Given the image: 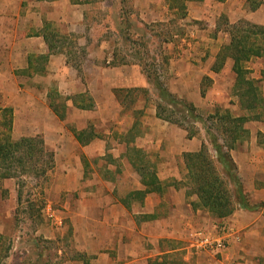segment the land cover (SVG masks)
Returning a JSON list of instances; mask_svg holds the SVG:
<instances>
[{"label": "crops", "instance_id": "1", "mask_svg": "<svg viewBox=\"0 0 264 264\" xmlns=\"http://www.w3.org/2000/svg\"><path fill=\"white\" fill-rule=\"evenodd\" d=\"M224 1L222 5L228 9H225L226 12L222 15H226L229 21L228 36H225L226 45L232 39L230 31L235 26L243 24L264 28V0ZM85 5L90 4L74 3L72 0H0V97L7 100L3 109L11 108L15 115L17 110L15 108L21 106L19 98L22 95L23 108L30 116H35L39 111L38 103L47 104L49 90L55 87L75 96L70 99L75 108L82 110L81 107L86 106L87 110H93L90 107L95 106L96 97L101 96L100 91L92 92L91 88L103 85L105 91L103 94L107 99L103 98L104 100H101L103 102L98 99L96 102L100 108L104 107V112L102 115L99 113L96 115L108 124L120 126L115 130L104 131V136L93 134L88 139L83 136L84 144L78 140L77 134H84L85 130H73L69 136L64 134L63 129L55 131V149L58 147L57 143H60L61 152L87 149L91 153L101 150L100 156L105 155L103 152L114 153L116 159L122 158L123 165L116 167L113 166L114 163H105L95 171L91 178L93 187L89 189L86 197L83 195L77 201L79 203L77 209L66 208L73 221L77 245L75 254L61 264H150L152 260L174 253H179L187 264H257L263 261V105L260 104L254 110L242 106L236 91L237 75L233 60L227 59L216 71L215 68L206 71L214 81L208 94L204 90V75L196 76L197 72L193 70L191 64L183 69L181 66L174 69V78L168 85L162 80L172 94L176 97H185L189 100L186 102L193 104L197 111L202 109V98L206 97L207 101L211 100L213 104L224 106L225 113H229L233 119L247 118L240 130L243 137L236 141L231 155L238 167V175L250 206H262L255 210H247L237 204L234 214L223 221L232 232L229 248L224 252L211 253L195 247V235L198 231H203L216 238L222 234L219 230L221 222L214 218L210 221L203 216L208 212L195 209L193 204L198 202V197L188 196V187L183 185L187 175L184 153L197 152L203 143H207L202 138L197 139L198 135H201V130L196 136L189 137L188 131L158 118L156 101L147 119L154 125L162 122L174 128L166 132L151 129L152 134L145 137L147 144H144L141 136H132L138 126L136 118L132 115L121 118L118 112L112 111L123 109L118 90L125 92L124 88H132V91H144L145 71L140 63L138 66L121 63L103 67L89 60L93 57L94 51L87 49L85 64L76 66L72 62L76 55L73 49L62 52L57 49L58 40L65 42L75 38L77 47L83 44L84 38L75 34L77 39L72 33L85 29L86 16L83 12ZM61 24L66 25L69 33L57 40L58 32H54V44L57 48H54L53 52L47 42V26ZM262 48L264 50L263 46ZM222 49L223 47L217 53L215 65ZM35 57H39V60L36 61ZM42 57L47 59L41 60ZM246 63L245 69L249 72L250 68H247ZM228 74H232L231 81L227 77ZM16 88L19 92L12 97L11 90ZM233 90L239 98L237 102L240 103L239 108L234 107L235 103L231 102L233 98L230 95ZM79 96L92 99L93 105H84L83 99ZM234 108L240 110V114H233L231 111ZM45 110L54 116L52 122L59 118L54 107L49 105ZM50 118L45 117L41 123L47 124ZM209 118L215 119L216 122L221 120L218 115ZM35 119L31 118L30 121ZM198 124L203 126L206 133L207 130H211L205 125V121ZM156 131L160 134L158 135ZM167 141L170 144H167ZM135 150L145 155L146 152H167L173 155L161 165H155L149 159L146 161L149 170L155 173L158 189L150 185L152 175L143 179L133 166L129 153ZM123 158L127 160L124 161ZM116 163H119V160ZM69 183L71 187H67L66 191H77L78 184ZM60 222L62 225V220Z\"/></svg>", "mask_w": 264, "mask_h": 264}, {"label": "rangeland", "instance_id": "2", "mask_svg": "<svg viewBox=\"0 0 264 264\" xmlns=\"http://www.w3.org/2000/svg\"><path fill=\"white\" fill-rule=\"evenodd\" d=\"M92 2L90 5H85L83 9L86 16L85 29L82 32L72 33L74 37L84 38L81 46L77 47L75 38L68 39L64 44L58 40L64 37V34L69 33L66 25L48 26L49 30L58 32V48H56L58 50L73 49L76 55L72 62L76 66L85 64L88 50L94 51L93 57L89 60L103 67L121 63L134 66L142 62L146 68L144 73L139 67L144 74V91L124 88L125 92L123 91L120 96L123 109L119 111L112 109V112H118L121 118L127 115L135 117L138 126L132 136H141L144 142L147 140L146 135L152 134L151 129L166 132L174 128L162 122L154 125L147 119L158 101L157 90L147 75L150 72L156 74L168 85L169 81L174 78V69L178 66L183 69L191 64L194 67L193 70L197 72L196 76L204 75V90L208 94L214 81L206 74V71L219 66L215 65L217 53L227 44L225 36H228L229 21L226 15H222L226 12L225 9H228L222 5L225 1L189 2L187 3V17L184 19H178L173 12L167 9L169 0H92ZM240 27L248 28L243 24ZM258 39V43L264 47V36L261 34ZM246 66L250 68L247 78L256 82L259 88L264 112V57L253 58L246 63ZM231 76L232 74L227 75L230 81ZM102 86L91 88L92 92L100 91L101 97H96V101L107 99L103 94L105 91ZM11 92L12 97H15L19 90L16 88ZM66 92L64 89L55 87L50 89L47 104L39 102V106L37 105L39 111L35 116H30L23 108L22 95L19 98L21 106L15 108L17 110L13 115L12 139L19 141L22 138L36 136L42 138L46 148L54 153L56 163L48 177L31 172L25 173L24 167L17 164L15 177L0 179V264H61L70 259L76 250L77 242L74 236L73 221L67 214L66 208L77 209L79 206L77 201L83 195L86 197L89 189L93 187L91 178L95 171L103 167L105 163H114L113 166L116 167L123 166L122 158L116 159L114 153L103 152L105 155L100 156L101 150L91 153L87 149L61 152L60 143H57L58 147L55 149L54 138L57 130L63 129L67 136L73 130H85L84 136L88 139L93 134L104 136V131L120 127L118 124H108L99 119V115L96 114L102 115L104 107L100 108L97 105L98 102L95 101V106H91L93 105L92 99L79 96L83 99L84 105L88 104L91 106L90 109H93L87 110L85 106L80 110L72 105L70 99L73 95H68ZM230 96L233 98L231 102L235 103L234 107L239 108L240 103H237L239 98L236 97L234 90ZM179 98L187 100L185 97ZM202 99V109L200 108L198 112L206 118L205 125L224 143V140L228 139L224 133V128L228 126L227 123L221 120L216 122L215 119L209 117L225 115L226 108L213 104L211 100L207 101L206 97ZM6 103L7 100L0 97L1 109ZM51 104H54V109L59 116L55 122H52L54 116L45 110L47 106H52ZM231 112L240 114V110L236 108ZM47 116L51 117L50 122L41 123V120ZM31 118L36 119L31 122ZM196 127L199 131L201 130V135H198L197 139L202 138L209 145V137L203 126L198 124ZM175 128L178 127L175 126ZM188 128H192L190 124ZM179 129L183 130L180 127ZM156 132L160 134L159 131ZM166 143L170 144L168 141ZM146 153L144 157L148 156L146 159L151 160L155 165H161L173 156L167 152ZM126 158H123L124 161L128 159ZM36 159L39 160L38 155ZM118 160L119 163H116ZM5 167L2 165L3 169ZM1 172L5 171L1 170ZM69 182L78 184L77 191H66L67 187H71ZM42 190L45 192V210L38 212L39 207H37L34 216L30 217L27 202L36 200V205H39L41 199L38 198L41 197L39 193ZM19 192L23 196L22 202L19 201ZM203 216L213 221L209 213H204ZM61 220L62 225H60ZM257 264H264V260Z\"/></svg>", "mask_w": 264, "mask_h": 264}, {"label": "trees", "instance_id": "3", "mask_svg": "<svg viewBox=\"0 0 264 264\" xmlns=\"http://www.w3.org/2000/svg\"><path fill=\"white\" fill-rule=\"evenodd\" d=\"M72 1L79 4L93 3L92 0ZM196 1L202 0H169V10L178 19H184L187 17V3ZM247 26L248 28L240 27V25L235 26L230 31L232 39L228 45L223 47L219 54L218 63L216 64L219 66H215V71L222 67L227 59L233 60L234 71L237 75V95L240 97L242 106L245 109L254 110L260 106L261 98L256 82L247 78L248 71L245 69V63L254 57L263 56L264 50L258 43V36L264 34V28L255 25ZM46 37L50 50L54 52L53 49L56 48L54 44L55 34L53 30L48 29V26ZM61 43L64 44L63 41ZM60 51H65V49L61 48ZM43 59L45 57L41 58V60ZM35 60L38 61L39 57H35ZM140 65L145 71L144 64L141 62ZM147 76L157 90V117L188 131L189 137L196 136L199 133L196 124L204 122L197 108L172 94L156 74L150 72ZM117 93L120 96L122 90H118ZM51 105L54 107V104ZM81 108L84 109L83 107ZM13 115V109L0 108V179L15 177L14 173L17 164H21L24 167L25 173L31 172L35 175L48 177V174L55 167L54 153L46 148L45 141L38 136L22 138L19 141L13 140ZM220 119L221 122H225L228 125L224 128V133L228 139L224 140L223 143L217 134L207 130L209 145L208 143H203L199 151L184 153L183 158L187 175L186 182L183 185L188 187V196L196 195L198 197V202L193 204L194 208L208 212L215 220L221 222L219 228H222L225 226L223 221L234 214L237 204L247 210H255L262 205L250 206L244 186L238 175V167L231 155L234 144L241 136L243 137V132L241 131V133L240 130L243 128L242 125L247 121V118L233 119L229 113H225V115H220ZM188 124L191 125L192 130L188 128ZM83 136V133L77 134L78 140L84 144ZM37 155L39 160L36 159ZM144 155L139 150L129 153L133 166L143 179L152 175L153 180L150 185L158 189L155 173L149 170L146 164L147 159ZM2 165L6 167L3 169ZM1 170L5 172H1ZM39 195L41 196L38 198L41 199L39 205H36V200H28L27 202L30 217L34 216L37 207H39L37 209L38 212L45 210L44 190ZM22 199L23 196L19 192V201L22 202ZM150 264L187 263L180 254L174 253L152 260Z\"/></svg>", "mask_w": 264, "mask_h": 264}, {"label": "built area", "instance_id": "4", "mask_svg": "<svg viewBox=\"0 0 264 264\" xmlns=\"http://www.w3.org/2000/svg\"><path fill=\"white\" fill-rule=\"evenodd\" d=\"M222 234L216 238L210 237L209 234L198 231L195 235V247L200 251L205 252H224L229 248L231 229L229 226L225 225L219 228Z\"/></svg>", "mask_w": 264, "mask_h": 264}]
</instances>
